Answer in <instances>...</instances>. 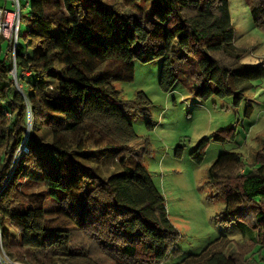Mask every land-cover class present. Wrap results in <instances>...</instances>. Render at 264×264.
<instances>
[{
	"label": "trees",
	"instance_id": "16d2710c",
	"mask_svg": "<svg viewBox=\"0 0 264 264\" xmlns=\"http://www.w3.org/2000/svg\"><path fill=\"white\" fill-rule=\"evenodd\" d=\"M140 1L29 0L31 23L15 50L0 36V186L14 169L0 192V234L13 259L163 263L175 253L179 231L132 146L138 136L127 112L135 103L114 82L134 80L135 59L158 58L163 91L192 83L201 100L238 90L240 101L264 78V63H245V50L234 43L228 0H154L151 19ZM249 5L264 31V0ZM219 132L217 140L235 139L234 129ZM106 155L116 163L108 174L99 164ZM210 176L244 242L229 253L231 240L215 239L179 264H264V147L252 161L239 151L220 154ZM25 177L46 188L23 191ZM47 198L54 209L45 208Z\"/></svg>",
	"mask_w": 264,
	"mask_h": 264
},
{
	"label": "rangeland",
	"instance_id": "374dc122",
	"mask_svg": "<svg viewBox=\"0 0 264 264\" xmlns=\"http://www.w3.org/2000/svg\"><path fill=\"white\" fill-rule=\"evenodd\" d=\"M153 2L140 1L145 19L152 18ZM228 2L234 43L245 50L243 61L264 63V31L253 22L249 0ZM21 4L18 36L25 34L31 23L25 0H21ZM12 37L13 41H8L14 48L15 34ZM117 37L115 32L113 38ZM134 64V80L116 81L114 87L121 92L123 99L135 103L134 108L127 112L138 136L132 146L162 192L169 219L179 231L175 253L161 264H179L190 254L202 252L215 239L231 240L228 252L236 250L235 243L244 242V232L227 220L226 201L210 182V167L224 152L239 151L252 161L256 151L264 147V78L254 81L243 91L240 101L236 99L238 90L233 95H214L201 100L195 94L196 85L192 83L186 85L179 81L169 92L161 89L162 58L149 62L135 59ZM139 92L145 93L149 104L141 103ZM222 129H234L235 139L217 140L216 136ZM202 142L205 143L201 150L203 154L199 148ZM109 153H114V149ZM99 164L104 174L116 167L108 155L101 157ZM13 172L14 169L1 184L0 192ZM22 182L21 188L25 192L46 188L30 177L23 178ZM44 205L48 210L54 209L50 198ZM12 230V238L17 239V231ZM2 247L0 241L1 262L28 264L25 260L13 259Z\"/></svg>",
	"mask_w": 264,
	"mask_h": 264
},
{
	"label": "built area",
	"instance_id": "2783aa9c",
	"mask_svg": "<svg viewBox=\"0 0 264 264\" xmlns=\"http://www.w3.org/2000/svg\"><path fill=\"white\" fill-rule=\"evenodd\" d=\"M10 1L12 4V9H9L7 4L0 6V35L5 37L9 41H13V37L15 34V42H14V50L17 42L19 26L21 22V1L20 0H5V2ZM29 4V0H27V5ZM27 150L26 144L24 143L20 149V152ZM0 241L2 243L1 234ZM3 248V247H2ZM5 257L7 254L4 252ZM8 258V257H7ZM1 262V261H0ZM6 262H1V264H5Z\"/></svg>",
	"mask_w": 264,
	"mask_h": 264
},
{
	"label": "water",
	"instance_id": "95a60500",
	"mask_svg": "<svg viewBox=\"0 0 264 264\" xmlns=\"http://www.w3.org/2000/svg\"><path fill=\"white\" fill-rule=\"evenodd\" d=\"M12 74H13V77H14L16 83L18 84V80H17V70H16L15 60H14V68L12 70ZM29 125H31V116H29Z\"/></svg>",
	"mask_w": 264,
	"mask_h": 264
},
{
	"label": "crops",
	"instance_id": "0c3cea01",
	"mask_svg": "<svg viewBox=\"0 0 264 264\" xmlns=\"http://www.w3.org/2000/svg\"><path fill=\"white\" fill-rule=\"evenodd\" d=\"M21 1V0H20ZM7 4L8 7H11L12 8V4L10 3V1H7L5 2ZM25 7H27V0H25V4H24ZM28 8V7H27Z\"/></svg>",
	"mask_w": 264,
	"mask_h": 264
}]
</instances>
